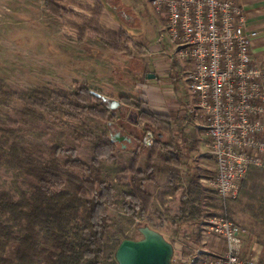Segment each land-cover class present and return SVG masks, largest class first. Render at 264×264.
<instances>
[{
  "label": "trees",
  "instance_id": "obj_1",
  "mask_svg": "<svg viewBox=\"0 0 264 264\" xmlns=\"http://www.w3.org/2000/svg\"><path fill=\"white\" fill-rule=\"evenodd\" d=\"M102 13V9L98 11V15ZM56 15L61 16L58 11ZM78 29L79 41L96 33L110 50L129 52L131 38L125 32L113 33L102 27L89 30L85 25ZM92 90L77 84L73 90L39 87L19 92L7 89L0 81V95L9 101L19 100L25 114L42 120L53 118L55 125L59 118L80 122L81 129L72 127L71 132L77 138L88 139L92 145V159L87 163L74 147L65 148L58 143L46 146L14 127H0V163L31 178L24 189H0V264H104L114 260L123 239L132 238L124 233L122 237L111 236L110 231V213L118 200L117 189L102 167L104 161L116 160L118 140L108 133L85 130L87 125L82 119L85 114L109 123L118 115L124 116L128 108L136 107L138 118L148 126L142 133L137 127L132 128L128 136L131 141L127 148L133 150L132 167L123 168L122 173H133V188L121 196L123 211L130 220H146V225L151 223L152 228L161 232L165 219L158 213L161 221L155 223L150 209L151 195L137 182L138 179L153 181L158 171L165 174L172 192L180 194L178 216L202 224V217L221 214L218 196L219 211L210 212L206 208L207 189L202 182L205 175L197 167L184 172V154L175 141L189 137L196 143L193 135L177 130L170 115L142 108L141 102L130 96H121V106L111 109ZM148 130L154 136L151 147L142 144ZM141 148L147 149L148 156L139 168ZM155 157L160 164L155 163ZM181 181H185L184 187L179 185ZM238 212L246 215V219H237ZM228 216L251 233L264 249L263 168L249 167L238 197L228 203ZM174 233L176 236L181 233L180 226L177 225Z\"/></svg>",
  "mask_w": 264,
  "mask_h": 264
},
{
  "label": "rangeland",
  "instance_id": "obj_2",
  "mask_svg": "<svg viewBox=\"0 0 264 264\" xmlns=\"http://www.w3.org/2000/svg\"><path fill=\"white\" fill-rule=\"evenodd\" d=\"M150 3L149 0H142L141 11L149 14L154 12ZM118 5H120L119 0H0V81L7 89L19 92L39 87L75 89L77 84L80 85L75 81L78 77L75 70L81 63L78 61L81 56L76 48L78 47L77 42H79L77 39L80 36L78 26L85 25L89 30H98L102 27L100 19L103 14L98 15V11L102 9L103 12L107 10V13L111 11L117 16H124ZM56 11L61 16L56 15ZM141 11L137 10L136 17L139 23L143 21L144 24L141 23L135 32H138L139 36L145 37L151 47L156 46L160 44L158 42L160 34L165 31H160L153 22L146 23ZM154 18L161 21L159 13L155 12ZM154 18H152L153 21ZM83 41L90 44L99 43L102 40L95 33L83 37L80 42ZM91 52L101 54V51L98 50ZM175 57L174 55L173 58ZM84 64L86 65L88 62H84ZM165 65L167 64L165 63ZM59 119V125H55L53 118L42 120L34 115L25 114L19 100L9 101L0 95V127H14L27 138L41 141L46 146L58 143L64 145L65 148L74 147L77 155L89 163L92 159L90 141L86 138H77L71 132L72 127L81 129L80 122L70 121L67 118ZM82 119L87 125L85 130L91 129L94 133L110 135L112 125H108L107 122L93 118L88 114L83 115ZM119 126L115 125L112 136L117 132H120L121 135L125 134L127 129L122 130ZM146 127L148 126L139 125L137 129L142 133ZM181 128L185 129L184 126ZM131 129L129 127L128 131ZM147 133H152V131L148 130ZM207 142L208 152L205 154L207 159L204 166L206 170L201 173L205 175V178H210L214 176V166H211L213 156L210 151L208 135ZM118 143L119 146L115 153L116 160L114 162L104 161L102 167L104 173L111 177L117 189L118 200L111 208L110 213L112 218L111 236L122 237V233H124L134 239H140L142 234L139 232V227L148 224V222L143 219L130 220L123 211L121 194L133 188V173H122L123 168L132 167V162L121 151L123 141H118ZM136 145L137 143L134 144V147ZM147 153V149L141 148V156L145 160L148 156ZM154 161L158 164L161 163L157 157L154 158ZM139 165L142 166L143 163L140 162ZM30 181V177L0 163V189L18 191L20 188H26ZM137 182L141 184L145 193L151 195L150 209L155 223L161 221L158 213L162 214L165 219V225L160 227V230L169 241L183 246L188 253L198 248H204L200 243L202 224H194L193 221L185 220L181 215H177L180 208V194H177L176 197L173 195V198L172 188L167 182L165 174L158 171L154 174L153 181L138 179ZM203 184L207 189V197L204 198L206 208L210 212L219 211V201L215 190L208 182L203 181ZM179 185L184 187L185 181H181ZM206 217H202L203 221ZM235 217L240 221L246 219V215L242 212H238ZM149 225L152 226L151 223ZM177 225L181 228V233L178 236L174 233ZM246 234V249L250 250L253 237L251 233ZM179 237H182L181 241L178 239ZM256 243L258 244V241ZM258 245L256 253L259 259L264 262V249L260 244ZM113 263H117L115 258L113 261L104 262V264Z\"/></svg>",
  "mask_w": 264,
  "mask_h": 264
},
{
  "label": "built area",
  "instance_id": "obj_3",
  "mask_svg": "<svg viewBox=\"0 0 264 264\" xmlns=\"http://www.w3.org/2000/svg\"><path fill=\"white\" fill-rule=\"evenodd\" d=\"M150 2L165 15L175 54L189 63L185 78L216 163L207 182L221 203V214L202 223L204 248L188 253L173 244L172 264H264L254 248L246 249V230L228 216V203L238 197L249 167L264 169V70L252 55L257 32L247 28L236 0ZM142 144L151 147L153 134H145Z\"/></svg>",
  "mask_w": 264,
  "mask_h": 264
},
{
  "label": "crops",
  "instance_id": "obj_4",
  "mask_svg": "<svg viewBox=\"0 0 264 264\" xmlns=\"http://www.w3.org/2000/svg\"><path fill=\"white\" fill-rule=\"evenodd\" d=\"M120 7L124 16L114 14L105 10L100 19V25L113 33L125 32L131 38L128 44L129 52H115L110 50L103 41L99 43L77 42L79 67L75 72L78 77L75 79L80 85H87L93 90L109 97L119 99L121 96H130L135 101L141 102L142 108L154 112L168 114L174 120L177 130H183L185 135H193L197 142L191 138L176 139L184 154V172L189 168L197 167L199 171L206 170L204 166L208 152L207 135L208 131L202 115L198 112L196 103V94L191 90L188 81L185 78V71L189 68L187 61L181 60L176 54V46L171 42L166 31V22L164 13L154 12L151 14L141 11L142 0H119ZM150 1V0H149ZM245 9L247 28L257 32L253 40L252 55L264 70V0H236ZM151 4V3H150ZM142 12L145 22H153L160 31L156 46H150V42L143 36L135 32L143 21L137 20L136 13ZM159 13L161 21H157L154 15ZM154 18V21L153 19ZM89 38V37H87ZM86 43V44H85ZM101 51V54L91 51ZM176 56L173 58V56ZM160 56V57H159ZM172 57L171 59H169ZM178 57V59H177ZM165 61V62H164ZM88 62V64H84ZM165 63L167 65H165ZM170 65V66H168ZM87 66V67H86ZM125 107H122L124 112ZM138 108L130 107L124 116L118 115L108 124L111 126V137H115V125L125 130L123 136H129L131 131L129 127L135 128L139 125H147L137 116ZM130 125V126H129ZM189 128V129H188ZM121 151L127 155L132 162V151L127 148L130 141L122 140ZM190 147H193L190 149ZM140 161L137 167L140 168V162L145 159L141 156V149L138 150ZM210 157V155H209ZM214 172L216 163L214 158ZM166 178V177H165ZM208 178H203L207 182ZM181 185V184H180ZM172 196H177L171 192ZM173 196V198H174ZM247 235V234H246ZM245 235V237H246ZM258 244L255 239H251V248L258 250Z\"/></svg>",
  "mask_w": 264,
  "mask_h": 264
},
{
  "label": "water",
  "instance_id": "obj_5",
  "mask_svg": "<svg viewBox=\"0 0 264 264\" xmlns=\"http://www.w3.org/2000/svg\"><path fill=\"white\" fill-rule=\"evenodd\" d=\"M92 92L101 97L111 109L121 106L117 99H111L95 90ZM112 139L131 141V138L121 135L120 132ZM139 232L142 238H125L117 247L115 258L118 264H172L174 245L163 233L149 225L140 226Z\"/></svg>",
  "mask_w": 264,
  "mask_h": 264
}]
</instances>
